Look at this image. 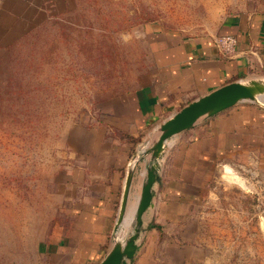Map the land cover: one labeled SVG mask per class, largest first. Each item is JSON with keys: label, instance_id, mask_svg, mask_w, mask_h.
I'll list each match as a JSON object with an SVG mask.
<instances>
[{"label": "crops", "instance_id": "0c3cea01", "mask_svg": "<svg viewBox=\"0 0 264 264\" xmlns=\"http://www.w3.org/2000/svg\"><path fill=\"white\" fill-rule=\"evenodd\" d=\"M231 34L237 53L223 57L214 38ZM152 81L118 98L112 118L66 144L50 173L49 206L33 209L31 229L0 248V264H100L114 240L133 232L148 155L137 165L124 222L115 231L133 154L173 112L229 83L264 79V10L227 16L198 35L146 25ZM108 114V115H110ZM257 154L264 168V108L247 102L202 119L166 143L152 204L144 213L135 257L128 264H205L202 212L214 198L217 172L226 179L234 159Z\"/></svg>", "mask_w": 264, "mask_h": 264}, {"label": "rangeland", "instance_id": "374dc122", "mask_svg": "<svg viewBox=\"0 0 264 264\" xmlns=\"http://www.w3.org/2000/svg\"><path fill=\"white\" fill-rule=\"evenodd\" d=\"M30 3L0 0V248L5 249L31 229L33 209L49 206L50 173L64 160L66 144L79 141L82 129L91 132L106 117L110 121L118 98L152 81L146 25L198 35L218 29L236 12L264 10V0ZM260 161L251 154L234 159L226 179L221 168L217 172L215 199L201 215L209 246L205 264H264Z\"/></svg>", "mask_w": 264, "mask_h": 264}, {"label": "water", "instance_id": "95a60500", "mask_svg": "<svg viewBox=\"0 0 264 264\" xmlns=\"http://www.w3.org/2000/svg\"><path fill=\"white\" fill-rule=\"evenodd\" d=\"M253 103L264 108V79H253L247 82H233L185 105L159 125L152 134V144L147 148L135 151L129 163L121 207L115 231L124 222L129 193L134 174L139 162L148 155L151 166L146 170V181L134 215L132 234L125 240H114L111 249L100 264H128L136 255L144 213L152 204L153 187L158 181L159 161L166 150V143L174 136L193 128L202 119L215 116L238 104Z\"/></svg>", "mask_w": 264, "mask_h": 264}, {"label": "built area", "instance_id": "2783aa9c", "mask_svg": "<svg viewBox=\"0 0 264 264\" xmlns=\"http://www.w3.org/2000/svg\"><path fill=\"white\" fill-rule=\"evenodd\" d=\"M216 48L225 58H232L237 53L238 40L234 35L225 34L214 38Z\"/></svg>", "mask_w": 264, "mask_h": 264}, {"label": "trees", "instance_id": "16d2710c", "mask_svg": "<svg viewBox=\"0 0 264 264\" xmlns=\"http://www.w3.org/2000/svg\"><path fill=\"white\" fill-rule=\"evenodd\" d=\"M24 1H27L28 3H30L31 0H24ZM31 4V3H30Z\"/></svg>", "mask_w": 264, "mask_h": 264}]
</instances>
